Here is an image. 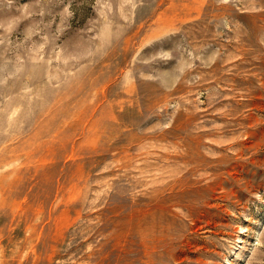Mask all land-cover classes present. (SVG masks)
<instances>
[{"label":"rangeland","instance_id":"obj_1","mask_svg":"<svg viewBox=\"0 0 264 264\" xmlns=\"http://www.w3.org/2000/svg\"><path fill=\"white\" fill-rule=\"evenodd\" d=\"M0 264H264V0H0Z\"/></svg>","mask_w":264,"mask_h":264}]
</instances>
